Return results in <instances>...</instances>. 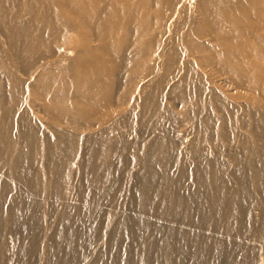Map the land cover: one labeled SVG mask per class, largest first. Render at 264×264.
<instances>
[{"label":"bare ground","instance_id":"6f19581e","mask_svg":"<svg viewBox=\"0 0 264 264\" xmlns=\"http://www.w3.org/2000/svg\"><path fill=\"white\" fill-rule=\"evenodd\" d=\"M0 264H264V0H0Z\"/></svg>","mask_w":264,"mask_h":264},{"label":"rangeland","instance_id":"374dc122","mask_svg":"<svg viewBox=\"0 0 264 264\" xmlns=\"http://www.w3.org/2000/svg\"><path fill=\"white\" fill-rule=\"evenodd\" d=\"M195 70L197 69V68H194ZM197 71V70H196Z\"/></svg>","mask_w":264,"mask_h":264}]
</instances>
